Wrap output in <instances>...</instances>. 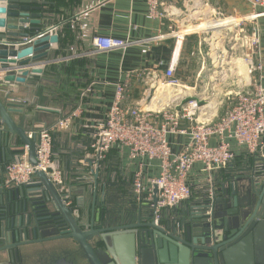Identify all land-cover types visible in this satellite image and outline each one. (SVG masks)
Listing matches in <instances>:
<instances>
[{"label":"water","instance_id":"95a60500","mask_svg":"<svg viewBox=\"0 0 264 264\" xmlns=\"http://www.w3.org/2000/svg\"><path fill=\"white\" fill-rule=\"evenodd\" d=\"M45 1L0 0V264H19L23 247L61 240L73 241L86 264H264V149L252 159L249 177L229 179L165 225L143 201L130 206L127 219L109 218L104 184L97 195L101 163L94 159L83 162L84 176L91 177L90 209L81 207L70 186L58 192L43 171L21 186L5 183L7 157L20 148L37 165L36 130L12 117L31 102L12 96L9 86L34 87L39 67L50 63L46 58L59 38L49 34ZM24 39L30 45L17 48ZM153 193L155 204V187ZM51 264L74 263L64 256Z\"/></svg>","mask_w":264,"mask_h":264},{"label":"built area","instance_id":"2783aa9c","mask_svg":"<svg viewBox=\"0 0 264 264\" xmlns=\"http://www.w3.org/2000/svg\"><path fill=\"white\" fill-rule=\"evenodd\" d=\"M185 1L184 11H181L171 0H144L150 18L172 22L181 20L176 32L158 36V40H174L169 63L163 66L160 62L155 69L127 73L116 84L114 99L105 119L92 126L89 134L90 150L84 159H94L101 163L107 154L117 149L125 150L131 162L146 160L147 164H154L156 175L150 179H144L142 170L132 174V191L137 202L150 204L156 223L163 210L174 208L190 198L188 179L194 165L200 164L202 174L211 178L213 173L227 168L234 160L231 144L254 157L264 149V86L261 83L264 79V61L259 52L264 0H242L252 11L246 15L229 17L209 11V0H203L201 4L191 0H183V3ZM205 7L207 11L203 13ZM228 18L233 19L230 20L231 28L223 30L218 42L214 40L216 27L202 30L210 19L218 23L217 27L223 28ZM55 31L57 29L50 28L49 34ZM189 34L201 35L198 54L202 59L203 70L208 65V71L214 72L216 77L233 78L236 80L233 81L235 87L241 85L244 88L237 92L234 103L219 116H207L204 106L192 100L191 96L187 98L189 94L185 95L184 91L191 92V89L176 77L184 38ZM213 42L217 44L215 48ZM30 43L24 39L17 48H24ZM130 45L128 41L115 38L98 35L91 38L92 54L125 50ZM202 45L206 46V57ZM237 61L243 62L249 78L247 82L237 69ZM133 82L143 88L137 103L130 101V86ZM92 87V84L88 86L87 92ZM161 87L184 91L160 109L154 110L149 106L154 100L153 94ZM82 106H77L52 127L36 130L39 137L36 167L28 163L27 148H20L4 168L7 185L17 187L27 184L36 171H43L58 192H65L63 173L52 159L51 134L54 131L69 130L72 123L81 118ZM183 122L190 125L183 127ZM178 135H187L190 139L181 150L173 152L170 136ZM212 139H216L215 145L210 143ZM154 187L156 203L152 204Z\"/></svg>","mask_w":264,"mask_h":264},{"label":"crops","instance_id":"0c3cea01","mask_svg":"<svg viewBox=\"0 0 264 264\" xmlns=\"http://www.w3.org/2000/svg\"><path fill=\"white\" fill-rule=\"evenodd\" d=\"M191 1L201 4L203 0ZM45 2L49 4L45 8L44 16L47 20L45 23L50 26L48 29L57 26V31L54 33L58 35L61 43L60 45H51L49 56L46 58L50 63L44 67H39L43 69L45 77L41 78V76L43 77L41 75L39 82H36L34 87L9 86V89L13 92L12 96L28 99L31 102L30 105L24 106L27 108L24 110V114H14L12 117L25 130L34 131L41 127H52L61 119L62 115L73 111H70L68 101L74 102V95H77L76 97L79 98L77 106L83 105V114L79 120L72 123L69 130L53 133L56 141L54 146L59 153L54 154L53 152L52 159L55 162L57 159L59 168L63 172L65 190H67L66 185H68L75 197L80 196L83 201L89 202L91 196L86 194V190L90 186L91 177L86 178L84 176L87 167L83 165V160L89 154L90 145L87 147L84 142L89 140L92 126L105 119L114 99L115 86L124 79L125 74L155 69L160 62L163 66L169 63L174 40H158V36L176 32L181 20L172 22L150 18L147 15V6L144 0H46ZM171 2L181 11H184V6L187 3L186 1L183 3V0H171ZM208 2L209 11L222 13L227 17L230 15H246L252 11L251 7L242 0H209ZM197 11H200V9H197ZM203 11V13H206L207 8H203ZM260 23L259 52L264 61V19L260 20ZM230 28L225 26L223 29L221 27L215 29V32L221 33L217 37L214 35L215 42H218L221 38L223 30ZM96 35L125 40L130 42L131 45L125 50L92 54L91 38ZM200 39L201 35L199 34L185 36L182 49L185 42H198ZM201 64L198 67L199 63L196 62L197 66L194 67L192 63L183 61L181 51L176 77L195 95L198 93L208 94L209 86L210 88L213 87L214 91L216 85L215 83L210 84L211 80L216 77L214 72L208 71L210 70L208 65L209 69L204 72ZM61 66L62 71L64 69L69 70V85L73 81H77L79 84L78 88L75 85L73 86L72 92L67 94L70 95L68 98L64 95L62 98L57 96L59 87L57 82L62 80L57 74H59V67ZM1 78L2 73H0ZM261 83L264 86V79ZM91 84L93 87L87 92V87ZM198 84L202 85L199 86ZM142 89L137 83L133 82L131 84V102L137 103L139 101ZM177 90L181 94V89ZM0 96L3 98V93L0 92ZM215 100L216 98L212 102H216L219 109V103ZM211 103L204 106V113L207 116L208 114L209 116L215 114L216 117V113H210L215 111V107ZM209 119L212 118L209 117ZM188 125L190 124L187 122L182 123L183 127ZM189 139L187 135L170 136L173 152L181 150L189 142ZM210 143L215 145L216 139H212ZM73 149H78L81 157L78 160L74 159L73 170L70 171V169H67L66 156L72 153ZM231 150L235 154L234 160L227 168L213 173L211 178L202 174L200 164L194 165L188 179L191 188L190 198L174 208L163 210L161 217L170 219L172 218L171 215L181 214L188 206L195 205L204 194L226 184L229 179L248 177L254 156L239 150L235 144H231ZM7 160L9 163L12 158L8 156ZM147 163L146 160L131 162L125 150H112L102 161V164H104L101 165L102 168L100 166L98 195H101V185H105L107 181L113 194H109L108 188V196L111 200L115 199L116 202H119V206H124L125 210L130 207V201L128 200L133 201L132 204L136 205L137 201L132 191V174L142 170L145 180L156 175V166ZM28 248L25 247L24 249Z\"/></svg>","mask_w":264,"mask_h":264},{"label":"rangeland","instance_id":"374dc122","mask_svg":"<svg viewBox=\"0 0 264 264\" xmlns=\"http://www.w3.org/2000/svg\"><path fill=\"white\" fill-rule=\"evenodd\" d=\"M209 22L212 23L213 27L220 28L217 27L218 23H214L215 21L213 20H209ZM195 24V22H193ZM199 23H197L198 25ZM214 29V30H215ZM177 31V30H176ZM221 33H217L215 32L214 35L217 37L219 36ZM199 42H185L184 47L182 49V58L183 61H187L189 63H192L194 67H196V62L199 63L198 67L200 66L201 63V57H199L198 51H197V44ZM196 45V46H195ZM202 48L204 49V55L206 57V46ZM195 49V51H193ZM229 54V53H228ZM199 60H198V59ZM206 63H208L206 61ZM209 69V67L206 65L204 72ZM207 72V71H206ZM249 79V78H248ZM210 84L215 83V89L213 91V87L208 89V94H200L198 93L197 95L192 94V92L190 91H184L186 94L188 95L187 98H189L190 96L192 97V100H196L198 102V104L200 106H205L207 103H211L215 98L218 103L220 108H217V103L216 102H212V106L215 107V111H211V114L216 113L217 116H219L220 114H223V111L226 110V107H230L236 98V94L237 92L240 90H243L244 88L240 85V87H235L234 86V82H236L235 79H231V78H227V79H221L220 77H216L213 78ZM247 82V81H245ZM140 85V84H139ZM199 86H201L200 84H198ZM204 85V84H203ZM141 86V85H140ZM180 90V89H179ZM212 90V91H211ZM164 91V88L161 89V92ZM182 91V90H181ZM182 91V92H183ZM168 92V93H167ZM176 93V94H175ZM196 93V92H195ZM169 94V97H174L176 95H179L180 93H178V90H172V89H168L165 92V95ZM228 94V95H227ZM190 100V99H187ZM209 115V114H208ZM109 188V194H112L110 187ZM113 195V194H112ZM111 196V195H110ZM112 202L107 203V206L109 209L114 210L118 205L119 202H116V200H111ZM34 246V247H32ZM29 247L28 249H24L25 247H23L21 250V254L24 257H21L20 259V263L19 264H51L54 262V260H57V258L60 257H69L70 260L74 263V264H86L81 251L79 250L78 246L71 240H61V241H55V242H48V243H43V244H36V245H31V246H27Z\"/></svg>","mask_w":264,"mask_h":264},{"label":"trees","instance_id":"16d2710c","mask_svg":"<svg viewBox=\"0 0 264 264\" xmlns=\"http://www.w3.org/2000/svg\"><path fill=\"white\" fill-rule=\"evenodd\" d=\"M60 38H59V40H58V44L60 45ZM61 68H62V66L61 67H59V74H57V75H59L61 78H62V80L61 81H58L57 82V84H59V87H58V89H57V93H58V95L57 96H59L60 98H62L63 97V95L66 97V98H68V96L70 97V95H67V94H70V92H72V90H73V86L75 85L77 88L79 87V84L77 83V81H73L70 85H69V81H68V78H69V70L68 69H64L63 71L61 70ZM51 69H53V68H51ZM72 70V68L70 69V71ZM72 74V73H71ZM70 74V75H71ZM42 75H43V77L41 76V78H44L45 76V73H44V71H43V73H42ZM86 77V76H85ZM74 78V77H73ZM76 79V78H75ZM39 80H40V78H39ZM39 80H37L36 82H39ZM56 82V81H55ZM75 96V97H74ZM74 96H71V97H74L75 98V101L73 102V101H68V100H64V101H68V105H70V111L71 110H74V109H76L77 108V104H78V102H79V98L78 97H76L77 95L75 94ZM74 103V104H73ZM76 107V108H75ZM72 112V111H71ZM70 112V113H71ZM69 113H66V114H64V115H62L61 116V119L62 118H64V117H66L67 115H68ZM55 132V131H54ZM53 132V133H54ZM51 134V136H52V150H53V152H54V154L55 153H59L57 150H56V148H55V146H54V143L56 144V141H55V137H54V135L55 134ZM57 134V133H56ZM80 143V142H79ZM85 143H86V145H87V147H88V145H90L91 144V140H90V138H89V140H87V141H85L84 142V145H85ZM80 153V151L77 149V150H75V149H73V151H72V153H70V154H68L67 156H66V163H67V169L69 170L70 169V171L71 170H73V163H74V161L75 160H78L80 157H81V155L79 154ZM60 155V154H59ZM75 159V160H74ZM54 160V159H53ZM55 162V161H54ZM55 164H56V166H57V168L59 169V170H61L60 168H59V165H58V162H57V159H56V162H55ZM101 165H104V164H102V162H101ZM101 168H102V166H101ZM103 168H104V166H103ZM62 171V170H61ZM63 173V172H62ZM63 178H64V176H63ZM99 179H100V169H99ZM109 181V180H108ZM107 182V181H106ZM105 182V187H106V190L108 191V187L110 186V184L107 182L106 183ZM133 202V201H132ZM119 207H122V208H124V206H119ZM130 208V207H129ZM128 207H127V209H129Z\"/></svg>","mask_w":264,"mask_h":264},{"label":"bare ground","instance_id":"6f19581e","mask_svg":"<svg viewBox=\"0 0 264 264\" xmlns=\"http://www.w3.org/2000/svg\"><path fill=\"white\" fill-rule=\"evenodd\" d=\"M197 13V12H196ZM230 20H233V19H229L228 18V20H226L227 21V23L229 24H226L225 26L226 27H231L230 26ZM225 21V22H226ZM214 23H216V22H214ZM224 26V27H225ZM209 27H213V25H212V23L211 22H206L205 24H204V27L202 28V30H207ZM223 27V28H224ZM222 28V29H223ZM214 33H215V31H214ZM215 46H217V44H215V42H213V48H215ZM236 64H237V68H238V70H239V73L243 76V78L246 80V81H248V76H247V74H246V71H245V67H244V65H243V62L242 61H237L236 62ZM164 87H161V88H158L156 91H155V93L153 94V99L154 100H152V102H151V105L149 106L150 108H152V109H154V110H157V109H160L163 105H165L166 103H168L172 98L171 97H169V94H166L165 95V92H166V90H168V89H171L170 87H166V88H164V91H162L161 92V89H163ZM173 90V89H172ZM175 91V90H174ZM168 93V92H167ZM182 93V92H181ZM176 94V93H175ZM214 112V111H213Z\"/></svg>","mask_w":264,"mask_h":264},{"label":"flooded vegetation","instance_id":"af4514ba","mask_svg":"<svg viewBox=\"0 0 264 264\" xmlns=\"http://www.w3.org/2000/svg\"><path fill=\"white\" fill-rule=\"evenodd\" d=\"M249 174H250V172H249ZM249 177V176H248ZM100 185V184H99ZM90 187V186H89ZM102 189H100V194H101V191ZM98 193V192H97ZM86 194H88L87 192H86ZM104 194H105V199H106V201H108V203L109 202H112L111 201V199H110V197L108 196V191L106 190V187H105V191H104ZM98 195V194H97ZM90 196V195H89ZM98 196H100V195H98ZM115 200V199H114ZM128 201H130V206L132 205V201L131 200H128ZM98 203V202H97ZM91 204H92V199H91V197H90V201L89 202H86V201H83V199H82V197H81V200H80V205H81V207L84 209V210H86V209H90L91 208ZM106 205H107V202H106ZM121 206H123V205H121ZM96 207V209H95V214L96 215H98V210L99 209H101V207L100 206H98V205H96L95 206ZM100 207V208H99ZM106 209L107 210H105L104 212L105 213H107V211H108V215H109V218L110 217H112V218H117V217H121L122 219H127L126 218V216H127V212L126 211H128L127 209L125 210H123L122 209V207H119V206H117L114 210H111V209H109L108 208V206L106 207ZM130 211V210H129ZM101 213H103V210H101L100 211V214H99V216L101 215ZM104 213V214H105ZM183 213V212H182ZM176 215V214H175ZM175 215H171L172 217H174ZM179 216H180V214L178 215V216H176L175 218H179ZM101 217V216H100ZM168 219V218H167ZM167 219L166 218H164V217H162V224L163 225H165V223H166V221H167ZM22 257H24V256H22Z\"/></svg>","mask_w":264,"mask_h":264}]
</instances>
